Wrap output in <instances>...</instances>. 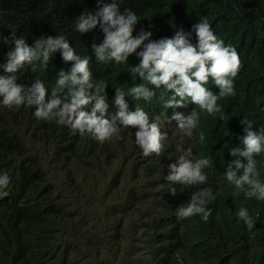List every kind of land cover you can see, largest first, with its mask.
<instances>
[{"label":"trees","instance_id":"16d2710c","mask_svg":"<svg viewBox=\"0 0 264 264\" xmlns=\"http://www.w3.org/2000/svg\"><path fill=\"white\" fill-rule=\"evenodd\" d=\"M111 2L103 0V3ZM118 3L121 12L131 9L138 17L134 37L143 29L152 32L153 40L169 38L174 28L186 30L206 18L211 29H216L227 44L244 48L251 68L234 80L233 102L237 107L218 102L219 112L198 114L197 127L204 139L216 133L225 144L231 142L234 131L236 147L241 114L245 108H253L259 112L258 123L264 128V0H118ZM97 9V0H0V65L6 62L7 53L14 47L11 42L14 37H23L29 46H34L41 37L63 35L78 55L89 59L91 78L105 85L106 90L138 82V75L133 74V67L139 63L136 55L126 62H116L118 67H109L108 62L97 64L91 45L100 44L104 38L99 26L84 34L76 31L78 18ZM4 37L9 38L8 44L3 43ZM61 60L57 51L51 55L47 67L39 61L25 64L15 74L17 83L31 86L35 80L43 81L47 89L45 99L50 100V85L57 73V61ZM71 66L69 62L63 70ZM0 75L8 74L0 68ZM26 108L8 111L0 104V175L7 173L11 179L6 196L14 207L8 213L0 212V264H145L139 251V238L147 244L144 255L148 261L149 254L164 241L175 245L170 234L152 248L148 245L152 239L157 242L154 226L165 212L166 196L160 191L166 173L164 165L140 159L132 162L124 159L119 165L123 155L121 143L115 142L108 150L109 145L97 146L77 139L75 145L60 153L66 161L57 166L56 157L49 156L54 143L47 140L59 128L36 122L31 114L35 109ZM67 160H75L90 169L83 180L97 191L114 176L112 186L107 188L111 193L95 197L91 189L78 181L74 183ZM261 161L263 165L264 159ZM104 166L110 170H103ZM60 169L65 170L64 180L52 181L51 176L57 175ZM259 170L264 176V168ZM67 176L68 184H76V200L65 190ZM13 185L18 191L13 190ZM137 193L142 195L139 205L129 200ZM168 197L174 199L170 194ZM105 200H126V203L107 218L93 216V212L103 208ZM242 207L255 222L257 213L233 198L223 204L215 217L192 223L177 239L175 264H180L176 257L182 252L187 256L194 254V264L201 260L209 264H264V245L252 246L255 225L249 230L237 215ZM109 220L116 225L112 229L120 233L116 247L101 237V227L113 225ZM191 229H194L192 235L199 239L188 245L186 237Z\"/></svg>","mask_w":264,"mask_h":264},{"label":"clouds","instance_id":"9594fccd","mask_svg":"<svg viewBox=\"0 0 264 264\" xmlns=\"http://www.w3.org/2000/svg\"><path fill=\"white\" fill-rule=\"evenodd\" d=\"M97 3L96 11L78 18L76 31L84 34L99 26L104 38L100 44L91 45L97 64L108 62L107 66L118 67L117 63L136 55L139 63L133 67V74L138 75L139 81L108 91L105 85L93 81L89 59L78 55L65 36L41 37L34 46H29L23 37H14L11 40L14 47L7 53L6 62L0 65L8 74L0 75V104L8 111L28 110L26 106L34 108L31 114L36 122L59 128L47 140L54 143L49 156L56 157L57 166L66 161L60 153L69 145H75L77 139H83L97 146L109 145L108 150L115 142L121 143L123 155L119 165L124 159L130 162L140 159L149 164L157 161L166 167L160 183V191L166 196L165 212L154 226L157 242L152 239L148 245L152 248L168 234L175 245L164 241L149 254V261L144 249L139 248L145 264H175L180 234H185L194 222H206L215 217L223 204L233 198L257 213L255 222L246 208L242 207L237 215L249 230L255 225L252 246L264 245V176L259 170V167L264 168L261 161L264 159V128L258 123L259 112L244 109L236 147L234 131L231 142L225 144L216 133L204 139L197 127L198 114L219 112L218 102L237 107L233 102L234 80L251 68L245 49L227 44L216 29H211L206 18L186 30L174 28L169 38L153 40L152 32L143 29L134 37L138 23L135 12L131 9L121 12L118 0L111 3L97 0ZM2 39L3 43H9V38ZM57 51L62 60L57 61L50 100L45 99L47 89L43 81L35 80L31 86L17 83L15 74L25 64L39 61L47 67L51 55ZM69 62L70 69L63 70ZM67 163L74 183L81 184L84 180L77 179L72 165L90 169L75 160H67ZM64 178L63 169L51 176L52 181L62 182ZM10 181L7 173L0 175L1 213L14 208L6 196ZM67 181L68 176L65 190L76 200V184L70 185ZM101 187V197L111 193L106 184ZM13 190L18 191L14 185ZM168 194L174 199L170 200ZM125 203L126 200L102 201L103 208L93 212V216L106 217L114 210H121ZM115 226L100 230L104 242L116 247L120 233L112 229ZM194 229L186 237L188 245L199 239L192 235ZM141 241L145 247V240ZM194 257L182 252L176 258L180 264H194ZM197 264L209 262L201 260Z\"/></svg>","mask_w":264,"mask_h":264},{"label":"rangeland","instance_id":"374dc122","mask_svg":"<svg viewBox=\"0 0 264 264\" xmlns=\"http://www.w3.org/2000/svg\"><path fill=\"white\" fill-rule=\"evenodd\" d=\"M72 167H73L75 175L79 181L83 180L86 177L87 173L89 172V171L85 170V168L81 167L78 164H73ZM107 168H109V167L104 166L103 170L109 171ZM113 181H114V176H112L106 180V189L111 185V182H113ZM81 185H83L85 188L91 189L93 191V194L95 195V197L101 196L100 194L102 191H97L94 186L91 187L87 183V180L81 181ZM115 196L118 198H121V199H125L124 197H120L119 195H116V194H115ZM129 200H135L136 204L139 205L142 201V195L140 193H137L134 196H132ZM152 210H153V208L151 209V211ZM139 240L141 243L140 248L144 249V243L141 241L140 238H139ZM105 261H107V260H105Z\"/></svg>","mask_w":264,"mask_h":264}]
</instances>
